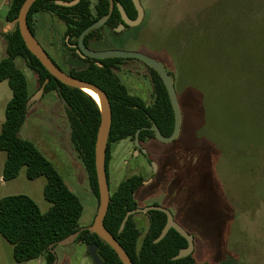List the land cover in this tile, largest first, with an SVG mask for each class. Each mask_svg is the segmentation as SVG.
<instances>
[{
  "label": "rangeland",
  "instance_id": "374dc122",
  "mask_svg": "<svg viewBox=\"0 0 264 264\" xmlns=\"http://www.w3.org/2000/svg\"><path fill=\"white\" fill-rule=\"evenodd\" d=\"M11 2L0 0V61L6 57L2 30L7 29L6 15ZM140 2L145 10L141 25L120 31L105 27L91 39V49L144 53L163 62L174 73L178 79L176 90L181 87L182 91L190 89L180 83L184 71L187 85L196 84L210 99L221 93L212 85V80L216 79V67L212 64L216 57L213 43L218 40L214 26L220 24L225 29L220 36L224 41L229 38L228 30L240 29L242 38L257 51L261 60L264 59V0ZM209 4L211 6L205 7ZM210 13L217 17L221 15L219 20L215 19L218 22L211 19ZM187 15H190L188 19L180 21ZM36 18V39L60 70L67 73L71 65H88L77 50L73 53L65 46L68 38L63 22L48 13ZM15 28L16 24H13L12 30L6 31ZM16 65L26 75L32 95L20 137L39 147L80 198L84 211L79 224L81 229L86 228L94 221L99 204L90 188L87 171L70 143L66 106L57 93H45L44 90L38 94L42 85L36 73L22 59H17ZM117 73L131 95L142 98L148 106L153 104L149 67L137 60H127ZM262 89L264 94V87ZM12 96L9 83L0 82V131L5 121L6 105ZM181 109L182 131L174 142L165 144L154 139L140 143L137 148L133 140H125L112 145L109 163L111 193L116 192L122 181L133 176L141 177L144 184L134 194L138 208L159 205L170 210L176 221L194 236L193 254L198 264H264V120L248 122L251 132L248 142L253 155L228 163L198 138L206 119L198 101L184 103L181 100ZM215 109L218 119V113H234L239 125L241 114H254L252 107L228 101L215 104ZM232 124L231 120L224 123L223 132L227 133ZM142 149L147 152L142 153ZM5 160L6 153L0 152V199L26 195L35 201L42 213L48 212L51 204L44 197L46 178L29 180L23 168L16 179L4 181ZM152 162L157 165L156 171ZM133 222L141 231V244L149 229L150 217L147 213H137L133 215ZM83 251L77 242L57 246L55 264H94ZM0 264H18L13 258V246L1 236ZM21 264L46 263L41 258Z\"/></svg>",
  "mask_w": 264,
  "mask_h": 264
},
{
  "label": "trees",
  "instance_id": "16d2710c",
  "mask_svg": "<svg viewBox=\"0 0 264 264\" xmlns=\"http://www.w3.org/2000/svg\"><path fill=\"white\" fill-rule=\"evenodd\" d=\"M24 1L12 0L6 15L7 22L17 21ZM56 1L58 0L36 1L27 16L28 26L36 37V16L42 13L51 14L64 23L65 36L68 38L65 46L76 53L81 33L109 13L110 1L81 0L73 7L59 6ZM114 1L124 7L131 19H136L137 11L132 0ZM208 6L211 5L205 7ZM188 17L190 15L180 21L186 20ZM210 17L218 22L215 19L219 20L221 15L217 17V15L214 16V13H210ZM120 24H122L121 15L115 6L107 26L113 29ZM100 30L92 31L85 37L84 43L87 47ZM213 30L217 33L218 40L213 43L216 57L213 58L212 64L216 67V79L212 80V85L221 93L211 99L209 96L207 98V93L205 92V95L204 92H201L196 84L187 85L184 71L179 80L190 89L182 91L181 87L176 91L180 107L181 100L184 103H193L197 100L205 113V125L199 130L198 138L205 141L212 152L221 159L228 163H235L244 156L251 157L254 152L248 142L251 134L248 122L264 120L262 89L264 87V59L261 60L257 51L242 38L240 29L228 30L227 41L220 37L225 32L220 24L214 26ZM4 38L6 57L0 61V82L7 81L9 83L13 96L6 105L5 121L0 131V152L6 153L3 180L16 179L23 168L26 169V176L29 180L45 177L44 197L51 207L48 212L42 213L35 201L26 195H10L1 198L0 236L13 246V258L16 263L21 264L43 258L46 264H55L56 255L53 250L62 240L80 231L79 222L84 206L80 198L68 187L55 165L41 152L39 147L34 142L20 137V131L30 109L32 95L29 92L27 77L16 65V60L22 59L27 67L36 73L41 85L48 81L45 93H57L65 104L70 126V143L77 158L87 171L90 188L97 198L98 204L95 144L101 122V110L90 95L81 89L66 86L50 75L40 61L27 49L18 26L14 31L4 33ZM74 55L79 57L78 54ZM85 59L88 63L86 67L71 65L67 74L97 85L109 98L112 109V124L106 154L109 182L112 145L125 140L135 142L138 131H140L139 142L141 144L154 140L153 123L158 126L164 136H170L174 131V112L167 90L153 69L149 68L152 74L154 101L152 105L148 106L142 98L130 94L117 73L123 62L132 59ZM169 73L174 77L176 88L178 79L170 70ZM224 101L252 107L254 114H241L240 125L234 113L232 115L218 113L220 115L218 119L215 104ZM229 120L233 124L231 127L228 126V131L225 133L222 126ZM143 184L141 177L133 176L122 181L116 192L111 193L109 209L104 220L106 229L124 248L133 264H198L194 254L180 260L173 259L181 249L188 246L187 240L173 229L162 241L154 243L167 221L166 215L162 212L151 211L148 214L150 217L149 229L141 244H139V240L142 234L133 222V216L129 218L124 230L120 232L127 212L138 208L134 194ZM76 240L82 241L86 245L96 244L98 255L105 264H123L116 252L98 235L84 230L80 232Z\"/></svg>",
  "mask_w": 264,
  "mask_h": 264
},
{
  "label": "water",
  "instance_id": "95a60500",
  "mask_svg": "<svg viewBox=\"0 0 264 264\" xmlns=\"http://www.w3.org/2000/svg\"><path fill=\"white\" fill-rule=\"evenodd\" d=\"M38 0H25L23 5L21 6L18 19L13 24L18 26L19 32L24 40V43L27 49L40 61V63L45 67V69L50 73L51 76L56 78L62 84L72 87L81 89H90L98 93L102 99V104H98L101 110V122L97 133V139L95 144V168H96V175H97V183H98V190H99V206L98 211L95 216L93 224L88 228L80 229L79 232L73 234L64 240H62L58 245L66 246L69 245L77 239L78 235L83 230H88L91 233L98 235L105 243H107L118 255L119 259L123 264H133L130 260L129 256L127 255L124 248L120 245L117 239L106 229L104 225V220L107 215L109 204L111 201V191L108 182V175L106 170V154H107V145H108V138L112 124V109L111 104L109 101L108 96L106 93L97 85L93 83H89L86 81H82L75 77L70 76L69 74L65 73L64 71L60 70L51 58L48 56L47 52L43 49L40 45L36 37L32 34L28 22L27 16L34 5V3ZM81 0H74V1H56V4L62 7H73L77 5ZM110 1L109 13L90 25L86 28L80 35L78 39V53L83 58H89L93 60H106V59H132L137 60L150 69H153L161 78L167 93L169 95V99L173 108L174 112V131L173 133L166 137L164 136L158 126L153 123L152 130L155 133V139L161 143L169 144L177 140L181 133L182 128V110L180 107L178 95L175 88L174 77L170 75L169 70L165 66V64L153 57H150L144 53L140 52H133V51H125V50H109V51H94L88 48L85 43V37L91 33L92 31L98 30L102 28L111 17L115 3L114 0ZM135 9L137 11L136 19H131L128 14L126 13L124 7L118 3L117 8L121 15L123 23L119 25L115 30L120 31L126 27H137L142 24L145 18V10L141 5L140 0H132ZM48 81H46L43 85L41 90L38 94L44 92L45 87ZM31 104V100H30ZM139 133L137 132L135 137V146L140 148L139 142ZM145 149H142V153H146ZM155 171L157 169L156 163H152ZM151 211H159L166 215L167 221L166 224L160 234V236L154 241V243H159L162 241L170 230H175L178 232L183 238H185L188 242V246L183 248L179 251V253L173 258L174 260H180L186 257H189L194 253L195 250V241L194 236L189 234L178 222L175 221L173 214L170 210L163 206L159 205H151L146 208H136L134 210L128 211L126 216L123 219V222L120 227V232H122L128 222L129 218L137 213H147L149 214ZM53 252H55L53 250ZM88 253L90 258L94 262V264H105L98 255V246L96 244H91L88 248ZM56 263V262H55Z\"/></svg>",
  "mask_w": 264,
  "mask_h": 264
},
{
  "label": "crops",
  "instance_id": "0c3cea01",
  "mask_svg": "<svg viewBox=\"0 0 264 264\" xmlns=\"http://www.w3.org/2000/svg\"><path fill=\"white\" fill-rule=\"evenodd\" d=\"M37 19V18H36ZM12 26H13V23H9V22H7V29H3L2 30V33H7V31L6 30H12L11 28H12ZM36 33H37V30H36ZM30 107H31V104H30ZM95 219V218H94ZM94 222V221H93ZM93 222H92V224H93ZM92 224H90L88 227H90ZM88 227H86V228H88ZM72 244V243H71ZM70 245V244H69ZM82 248H83V253H84V256L85 257H90V255L88 254V251H87V247L84 245V244H82V243H80L79 244ZM58 246H61V245H58ZM55 251V250H54Z\"/></svg>",
  "mask_w": 264,
  "mask_h": 264
},
{
  "label": "bare ground",
  "instance_id": "6f19581e",
  "mask_svg": "<svg viewBox=\"0 0 264 264\" xmlns=\"http://www.w3.org/2000/svg\"><path fill=\"white\" fill-rule=\"evenodd\" d=\"M83 91L90 95L98 104H102V99L98 93L90 89H83Z\"/></svg>",
  "mask_w": 264,
  "mask_h": 264
},
{
  "label": "flooded vegetation",
  "instance_id": "af4514ba",
  "mask_svg": "<svg viewBox=\"0 0 264 264\" xmlns=\"http://www.w3.org/2000/svg\"><path fill=\"white\" fill-rule=\"evenodd\" d=\"M114 3H115V6L117 7V4H118V2L117 1H114ZM118 9V8H117ZM122 19V18H121ZM122 23H123V21H122ZM121 25V24H120ZM105 27H108L107 26V23L102 27V28H100V29H103V28H105ZM117 28V27H116ZM116 28H113V29H116ZM126 28H129V27H126ZM88 48H90L91 49V46L89 45V47ZM153 163V162H152ZM150 181H152V179H150ZM175 219V218H174ZM175 221H176V219H175ZM177 222V221H176ZM186 230V229H185ZM84 231V230H83ZM187 231V230H186ZM82 232V231H81ZM188 232V231H187ZM91 233V232H90ZM189 233V232H188ZM92 234H94V233H92ZM190 234V233H189ZM75 242H77L78 244H80V243H82V244H84L82 241H78V240H76ZM86 247H87V251H88V248H89V246L90 245H86V244H84ZM89 254V253H88Z\"/></svg>",
  "mask_w": 264,
  "mask_h": 264
}]
</instances>
